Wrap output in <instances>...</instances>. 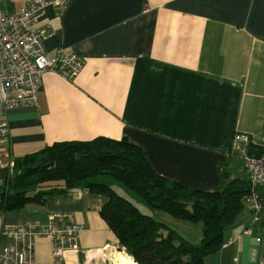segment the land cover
<instances>
[{
	"label": "crops",
	"instance_id": "0c3cea01",
	"mask_svg": "<svg viewBox=\"0 0 264 264\" xmlns=\"http://www.w3.org/2000/svg\"><path fill=\"white\" fill-rule=\"evenodd\" d=\"M25 2L0 6L14 13ZM37 26L55 31L45 41L48 56L62 49L86 65L74 81L47 73L40 107L8 112L0 192L17 160L59 142L125 137L159 175L204 192L247 180L236 134L250 136L264 155V0H71L63 15L47 8ZM106 201L86 188L68 190L44 206L0 211V231L71 212L83 230L69 264L84 263L87 252L88 262L115 264L105 257L120 248L137 264L101 216ZM244 210L204 264L264 263V228L244 235L251 224ZM11 243L0 233V249ZM35 264H53L50 240L37 241Z\"/></svg>",
	"mask_w": 264,
	"mask_h": 264
},
{
	"label": "trees",
	"instance_id": "16d2710c",
	"mask_svg": "<svg viewBox=\"0 0 264 264\" xmlns=\"http://www.w3.org/2000/svg\"><path fill=\"white\" fill-rule=\"evenodd\" d=\"M248 149L250 154L263 155V150L252 144ZM39 159L45 163L32 170L30 166ZM15 169L20 173L0 192V211L44 206L68 190L86 188L107 197L101 216L137 264H204L226 244V234L243 211L244 198L251 190L245 179L229 181L214 192L187 189L159 175L144 151L125 137L55 143L17 160ZM223 177L225 180L226 174ZM108 179L138 195L152 212L143 213L132 200L120 196ZM157 212L202 223L201 243L186 241L156 220Z\"/></svg>",
	"mask_w": 264,
	"mask_h": 264
},
{
	"label": "built area",
	"instance_id": "2783aa9c",
	"mask_svg": "<svg viewBox=\"0 0 264 264\" xmlns=\"http://www.w3.org/2000/svg\"><path fill=\"white\" fill-rule=\"evenodd\" d=\"M70 2L26 0L14 13L6 12L0 6V148L6 144L10 134L8 112L39 108L42 79L47 73H56L74 81L86 65L83 58L62 49H58L54 56H48L45 41L53 37L55 31L37 26L47 8L63 15ZM251 144L248 135L234 136L233 145L240 147L243 169L251 189L244 198V206L253 216V223L243 232L246 236L254 233L255 226L264 228V155L250 154L248 147ZM82 230L83 226L76 221L74 213L59 211L52 212L46 224L5 226L0 233L12 243L0 249V264H35L36 244L41 238L50 240L52 244L53 264H69L68 254L75 256L81 252ZM106 249L114 248L107 246ZM88 253L84 263L70 262L93 264L88 262ZM115 253L106 256L107 261L113 259Z\"/></svg>",
	"mask_w": 264,
	"mask_h": 264
},
{
	"label": "rangeland",
	"instance_id": "374dc122",
	"mask_svg": "<svg viewBox=\"0 0 264 264\" xmlns=\"http://www.w3.org/2000/svg\"><path fill=\"white\" fill-rule=\"evenodd\" d=\"M17 173H20L19 171L16 170L14 177L17 175ZM13 177V178H14ZM108 184H110L115 191L122 197L128 199V200H132L133 203L135 205H137L143 213H150L152 211H150L151 209L144 203V201L135 193L126 190L122 184H120L119 182L113 180V179H108L106 180ZM158 214H156L155 219L158 221H162L163 223L167 224L168 226H170L172 229H174L183 239H185L186 241L194 244V245H199L201 243V239H202V234H203V225L202 223H191L188 221H182V220H178L175 219L173 217H171L170 215L163 213V212H157ZM247 213V211H245L243 209V211L240 213V217L238 219H244L245 214ZM236 219V220H237ZM247 220L249 221V218H247ZM251 224L253 223V216H250V221ZM250 224V225H251ZM264 264V263H263Z\"/></svg>",
	"mask_w": 264,
	"mask_h": 264
},
{
	"label": "bare ground",
	"instance_id": "6f19581e",
	"mask_svg": "<svg viewBox=\"0 0 264 264\" xmlns=\"http://www.w3.org/2000/svg\"><path fill=\"white\" fill-rule=\"evenodd\" d=\"M114 252V251H113ZM115 264H131L127 256L123 252H117L113 256Z\"/></svg>",
	"mask_w": 264,
	"mask_h": 264
},
{
	"label": "water",
	"instance_id": "95a60500",
	"mask_svg": "<svg viewBox=\"0 0 264 264\" xmlns=\"http://www.w3.org/2000/svg\"><path fill=\"white\" fill-rule=\"evenodd\" d=\"M44 163H45V160H44V159H39L35 164H32V165L30 166V168H31L32 170H37V169H39ZM122 250H123V249L120 248V251H122Z\"/></svg>",
	"mask_w": 264,
	"mask_h": 264
}]
</instances>
